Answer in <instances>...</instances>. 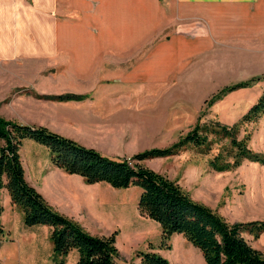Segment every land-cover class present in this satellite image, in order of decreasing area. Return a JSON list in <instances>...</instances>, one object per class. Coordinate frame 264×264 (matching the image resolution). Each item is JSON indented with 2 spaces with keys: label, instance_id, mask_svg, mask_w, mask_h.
Masks as SVG:
<instances>
[{
  "label": "crops",
  "instance_id": "obj_1",
  "mask_svg": "<svg viewBox=\"0 0 264 264\" xmlns=\"http://www.w3.org/2000/svg\"><path fill=\"white\" fill-rule=\"evenodd\" d=\"M180 7L186 14H179ZM179 16L185 17V29L159 39L150 52L140 48L147 30ZM243 35L264 38V0H0V94L17 86L18 77L23 79L19 84L38 93L83 94L80 99L27 96L11 101L19 112H27L24 119L43 117L41 123L52 131L110 155L114 144L131 142L127 126L135 97L144 99L137 102L139 108L160 103L191 57L218 55L214 50L220 39ZM249 59L259 63L251 55L238 64ZM260 63L264 66V59ZM101 85L112 92L98 90ZM118 94L122 96L115 100ZM18 151L25 180L55 210L82 227L107 225L101 212L115 202L98 193L102 181L85 182L46 156L31 154L27 161ZM0 200L2 227L12 235L0 241V256L7 255L11 264L33 260L38 242L43 245L37 233L45 235L49 229L23 225L21 210L4 187ZM48 253L47 244L43 257Z\"/></svg>",
  "mask_w": 264,
  "mask_h": 264
},
{
  "label": "rangeland",
  "instance_id": "obj_2",
  "mask_svg": "<svg viewBox=\"0 0 264 264\" xmlns=\"http://www.w3.org/2000/svg\"><path fill=\"white\" fill-rule=\"evenodd\" d=\"M180 8L182 11L179 14H186L185 10L187 9ZM170 20L167 19L166 24H158L153 29L147 30L144 45L141 43L140 48L143 47L146 52H150L151 46L159 39L163 40L166 35L170 36L176 29H185V17L179 16ZM220 41L218 51L214 50L218 55L205 56L201 54L191 57L186 72L180 73L176 87L168 89L171 94L164 95L163 100L161 99L162 104L156 102V104L139 108L137 102L144 99L139 96L135 97L130 106L131 116L127 126V133L129 132L131 136V142L129 144H114L115 150H111L109 156H124L127 161H131L130 155L134 152L150 146L168 145L187 130L192 129L196 123H208L217 120L220 124L231 126L238 121L240 115L259 94L261 87L264 86V80H255L248 86H240L230 90L223 91L222 88L228 84L264 73V70H260L264 68L260 63L264 59V38L259 37V35L257 37L255 35H243L237 38L224 36V40L220 39ZM251 55H256L259 63L249 59V62L244 61L242 64H238L239 59L245 60ZM21 79L20 77L17 78L18 82L16 83L18 85L12 89L6 92L2 90L5 93L0 94V116L20 123L43 125L41 123L43 117L39 119L25 117L24 119L27 112H19L16 108V102L11 100L15 97L17 100H24L27 96L33 99L41 97L45 100H57L54 95L64 92L38 93L30 87L26 88L19 84ZM31 87L36 89L34 86ZM108 88L101 85L98 90L112 92V89L109 91ZM131 89L136 90L137 87ZM255 93H257L256 96ZM19 94L25 97H17ZM116 96L113 98L119 100L122 95ZM169 97L172 100L171 104L166 101ZM72 99H80V97ZM145 100L153 101V99L147 98ZM44 105L45 109L49 106L47 103ZM38 106L40 111L44 108L42 104ZM35 115L38 117L41 113H35ZM203 133L206 136L205 142L210 147L207 152H201L197 147L188 144L178 153L145 158L140 162L176 179L193 199L210 206L228 222L264 218V164L242 160L230 169H211L208 166L209 159L220 146L222 147L227 143V139L225 137L217 139L218 137L215 138L209 130L203 131ZM235 134L237 138L247 134V145L252 150L264 152V113L254 121L239 124ZM25 141H30L33 145H38L39 148L29 147L26 145L28 142ZM21 143L19 146L20 154H23L27 161H29L31 154H36L39 158L46 156L50 159L48 149L44 144L31 138L24 139ZM97 185H99L98 193L115 203L114 206H107L101 212V216L107 225L83 228L93 234H109L114 231V245L117 248L116 264L136 262L139 260L137 252L144 250L159 252L171 264H205L199 250L180 233H171L165 238L155 220L139 213L136 208L140 191L138 185L129 184L123 187H113L105 181L99 182ZM3 187H0V196ZM23 225L25 224L23 223ZM33 225L47 227L50 232V226L47 224L37 223ZM10 234L3 228L0 241L11 238L12 235ZM242 234L252 246L264 255V230L257 237H253L246 231ZM37 237H41L43 245L41 242L37 244L36 253L38 255H35L33 259L36 260V264H65L64 262L66 264H79L75 261L77 259L75 249H70L72 252L69 253L68 250L60 256L52 251L49 233L45 235L37 233ZM47 244L49 245V253L48 257L45 258L43 255ZM71 253H75V259L74 254L71 258ZM3 254L1 253L0 263L11 264L7 262L9 258L7 255L2 259ZM33 260L25 262L20 260V264H33L31 263Z\"/></svg>",
  "mask_w": 264,
  "mask_h": 264
},
{
  "label": "trees",
  "instance_id": "obj_3",
  "mask_svg": "<svg viewBox=\"0 0 264 264\" xmlns=\"http://www.w3.org/2000/svg\"><path fill=\"white\" fill-rule=\"evenodd\" d=\"M255 80H264V73L228 84L222 90L248 86ZM82 96L71 92L54 95L58 100ZM262 113L264 86L233 125L220 124L217 120L196 123L168 145L150 146L134 152L130 162L124 156L103 154L44 125L20 123L0 116V187L6 188L10 202L21 210L25 225L42 223L50 226L53 253L62 256L74 248L79 264H116L114 231L109 234L88 232L77 221L55 210L27 183L18 149L22 139L31 138L47 147L54 165L68 173L79 174L85 182L105 181L113 187L138 185L136 208L139 213L155 220L165 238L171 233H180L199 250L205 264H264V255L242 234L246 231L257 237L264 230V218L228 222L210 206L193 199L176 179L140 162L145 158L178 153L188 144L207 152L210 147L203 131L209 130L215 138L227 139V143L209 159L211 169H230L242 160L264 164V152L252 150L247 145L248 135L237 138L235 134L239 124L254 121ZM2 233L0 221V236ZM137 256L139 260L132 264H171L153 250L138 251Z\"/></svg>",
  "mask_w": 264,
  "mask_h": 264
},
{
  "label": "built area",
  "instance_id": "obj_4",
  "mask_svg": "<svg viewBox=\"0 0 264 264\" xmlns=\"http://www.w3.org/2000/svg\"><path fill=\"white\" fill-rule=\"evenodd\" d=\"M128 162H130V161H128Z\"/></svg>",
  "mask_w": 264,
  "mask_h": 264
}]
</instances>
